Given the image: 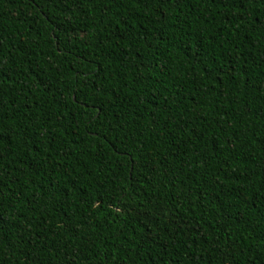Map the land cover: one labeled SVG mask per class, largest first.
Returning <instances> with one entry per match:
<instances>
[{
	"label": "trees",
	"instance_id": "16d2710c",
	"mask_svg": "<svg viewBox=\"0 0 264 264\" xmlns=\"http://www.w3.org/2000/svg\"><path fill=\"white\" fill-rule=\"evenodd\" d=\"M0 264H264V0H0Z\"/></svg>",
	"mask_w": 264,
	"mask_h": 264
}]
</instances>
